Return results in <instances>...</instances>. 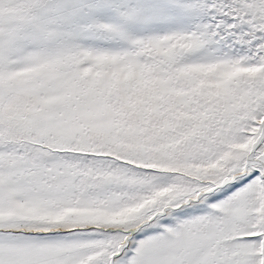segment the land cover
<instances>
[{"label": "snow or ice", "instance_id": "1", "mask_svg": "<svg viewBox=\"0 0 264 264\" xmlns=\"http://www.w3.org/2000/svg\"><path fill=\"white\" fill-rule=\"evenodd\" d=\"M0 264H264V0H0Z\"/></svg>", "mask_w": 264, "mask_h": 264}]
</instances>
